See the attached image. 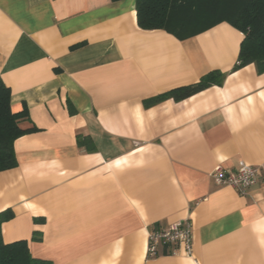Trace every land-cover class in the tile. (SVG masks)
<instances>
[{"label":"crops","instance_id":"crops-1","mask_svg":"<svg viewBox=\"0 0 264 264\" xmlns=\"http://www.w3.org/2000/svg\"><path fill=\"white\" fill-rule=\"evenodd\" d=\"M242 40L227 23L142 30L135 0H0V79L30 130L0 172L3 242L51 264H264V184L211 178L240 162L264 176V73L233 70ZM213 71L220 86L148 104ZM182 221L191 254L147 258L149 231Z\"/></svg>","mask_w":264,"mask_h":264},{"label":"trees","instance_id":"trees-1","mask_svg":"<svg viewBox=\"0 0 264 264\" xmlns=\"http://www.w3.org/2000/svg\"><path fill=\"white\" fill-rule=\"evenodd\" d=\"M135 11L139 28L165 31L178 40L227 23L243 35L233 70L254 64L259 73H264V0H135ZM223 80L224 74L213 71L198 83L156 97L148 104L167 98L181 101L212 85L220 86ZM10 97V89L0 79V172L17 166L14 142L30 132L19 127L22 120L28 119L27 110L12 112ZM69 110L74 112L71 107ZM80 144L89 152L94 150L90 138H82ZM12 218L10 210L0 212V264H51L33 258L26 241L3 242L2 225Z\"/></svg>","mask_w":264,"mask_h":264},{"label":"built area","instance_id":"built-area-1","mask_svg":"<svg viewBox=\"0 0 264 264\" xmlns=\"http://www.w3.org/2000/svg\"><path fill=\"white\" fill-rule=\"evenodd\" d=\"M213 182L222 187L234 189L240 195H246L258 184H264V176L259 167L239 163L236 171L217 166L211 173ZM160 249L163 252L160 253ZM192 252V230L188 221L173 224L168 229H153L148 233L146 256L149 259L160 256H179Z\"/></svg>","mask_w":264,"mask_h":264}]
</instances>
